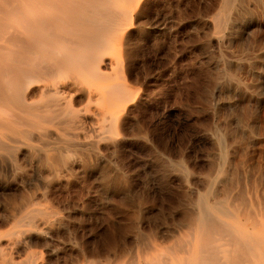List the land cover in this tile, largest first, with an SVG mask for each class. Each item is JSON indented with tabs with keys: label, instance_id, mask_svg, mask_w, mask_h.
Wrapping results in <instances>:
<instances>
[{
	"label": "rangeland",
	"instance_id": "1",
	"mask_svg": "<svg viewBox=\"0 0 264 264\" xmlns=\"http://www.w3.org/2000/svg\"><path fill=\"white\" fill-rule=\"evenodd\" d=\"M103 2L105 15L131 16L129 44L104 57H121L133 91L119 133L79 93L88 119L75 127L56 111L34 140L26 124L8 128L0 0V264H193L203 200L227 210L218 220L251 236L260 256L264 0ZM35 90L28 121L49 99Z\"/></svg>",
	"mask_w": 264,
	"mask_h": 264
},
{
	"label": "bare ground",
	"instance_id": "2",
	"mask_svg": "<svg viewBox=\"0 0 264 264\" xmlns=\"http://www.w3.org/2000/svg\"><path fill=\"white\" fill-rule=\"evenodd\" d=\"M5 1V22L1 24L0 21V24L2 30L5 28L8 42L7 77L4 80L9 92L10 107H6L9 130L18 133L19 124H26L27 128L21 131L35 138L36 133L32 129L40 130L41 133L44 128V132V123L52 122L53 113L59 110L61 114L56 112L57 118L62 117L64 112L70 124L77 127L79 122L88 119L82 113L84 111L76 109L75 105L76 95L82 93L94 99L103 113L111 115L108 132L117 135L118 125L123 120V112L133 91L124 75L121 57L110 60L109 64L104 57L107 48L119 51L129 44L132 31L128 29L131 17L128 11H123L121 15H105L103 11L108 10V7L103 1L106 0ZM229 3L230 0H226L227 6ZM108 66L110 71L106 70ZM37 86L41 95L49 99L42 106L44 114L35 115V119L28 121L23 114L31 113L28 100L36 92ZM48 134L44 136L51 135ZM31 138L34 139L33 136ZM17 140L21 141L19 138ZM201 204L202 211L197 217L199 255L193 264H264V247L258 256L253 251L251 236L232 227L228 221L218 220L219 215L228 213L227 210L209 206L204 200ZM253 217L250 219L253 220ZM253 257H259V262L256 263Z\"/></svg>",
	"mask_w": 264,
	"mask_h": 264
}]
</instances>
